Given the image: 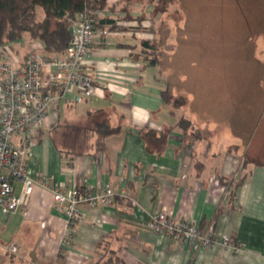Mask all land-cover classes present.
Instances as JSON below:
<instances>
[{
  "label": "crops",
  "instance_id": "obj_1",
  "mask_svg": "<svg viewBox=\"0 0 264 264\" xmlns=\"http://www.w3.org/2000/svg\"><path fill=\"white\" fill-rule=\"evenodd\" d=\"M108 4L116 7L102 17L116 19L117 27L96 28L88 53L96 93L83 102L72 93L50 103L33 136L13 140L26 148L30 176L53 180L65 195L73 186L109 184L113 203L81 205L84 219L68 226L51 193L35 187L25 207L0 211V264H91L105 241L127 264H264V153L250 152L261 116L242 135L245 144L227 139L228 130L220 138L187 137L177 127L183 114L162 99L167 81L138 55L142 12L121 10L117 0ZM11 44L21 57L31 49L26 37ZM97 117L115 130L101 140V151L91 128ZM68 142L81 149H66ZM228 178L230 186L221 180ZM13 185L18 194L20 183ZM158 211L194 223L202 235L224 234L230 245L193 250L155 234L146 222ZM10 244L16 252L7 250Z\"/></svg>",
  "mask_w": 264,
  "mask_h": 264
},
{
  "label": "rangeland",
  "instance_id": "obj_2",
  "mask_svg": "<svg viewBox=\"0 0 264 264\" xmlns=\"http://www.w3.org/2000/svg\"><path fill=\"white\" fill-rule=\"evenodd\" d=\"M150 1L129 9L120 4L142 12L135 26L150 30L139 33L155 46L167 95L183 101L178 109L169 107L191 121L196 138H220L228 130L227 139L243 144L259 114L250 152L264 153V0Z\"/></svg>",
  "mask_w": 264,
  "mask_h": 264
},
{
  "label": "built area",
  "instance_id": "obj_3",
  "mask_svg": "<svg viewBox=\"0 0 264 264\" xmlns=\"http://www.w3.org/2000/svg\"><path fill=\"white\" fill-rule=\"evenodd\" d=\"M93 13H79L71 20V39L61 54L46 56L40 42L31 43V49L22 57L11 43L0 47V211L5 215L25 207L37 186L51 193L56 210L64 215L68 226L84 219L81 205L113 203L115 192L109 184L95 189L73 186L65 195L53 180L30 176L26 148L13 140L14 137L30 139L43 125L50 103L72 93L76 102H83L96 93L98 86L89 73L88 59L97 36ZM102 14L103 11L94 13ZM16 181L20 183L18 194L13 185ZM146 228L187 243L193 250L214 244L230 245L228 236L213 232L202 235L194 223L175 221L162 211L149 215ZM232 245L236 250L237 246ZM7 250L16 252V247L10 244Z\"/></svg>",
  "mask_w": 264,
  "mask_h": 264
},
{
  "label": "trees",
  "instance_id": "obj_4",
  "mask_svg": "<svg viewBox=\"0 0 264 264\" xmlns=\"http://www.w3.org/2000/svg\"><path fill=\"white\" fill-rule=\"evenodd\" d=\"M109 0H0V47L27 38L30 43L40 42L42 44V52L46 56L53 54H61L65 51L70 39L69 32L71 20L79 13L86 11H104L105 9L114 10L116 4L109 5ZM143 0H117L118 3L124 4L126 9H129L134 3H140ZM154 0H151L152 3ZM176 0H164V4L175 2ZM149 2V3H150ZM150 3V4H151ZM40 9L42 16L37 17V10ZM127 11V10H125ZM129 11V10H128ZM127 11V12H128ZM95 29L98 27L110 26L116 29V19L96 16ZM129 28H126L128 30ZM135 31L149 32L150 30L144 27L137 26ZM156 49L153 44L147 40H143L138 51V55L142 57L148 65H156ZM264 56V51L259 52ZM162 99L166 104H173L178 109L182 106L183 101H172L167 95L166 90L162 92ZM98 118V117H97ZM94 119L92 129L98 136L96 143L97 150L101 151L103 145L101 140L104 137L114 133V129L110 128L107 119L104 117ZM92 120V119H91ZM179 127L186 135L194 133L193 126L190 120L185 117H180L177 121ZM189 131V132H188ZM140 137L146 139L147 133L144 130H139ZM195 139L197 134L194 135ZM66 149L78 151L81 148L66 143ZM223 184L230 186L232 178L225 180L221 179ZM100 247V246H99ZM98 247V249H99ZM98 258L91 264H127L116 251L108 248V244L103 243ZM100 251V250H99ZM107 256V258L105 257Z\"/></svg>",
  "mask_w": 264,
  "mask_h": 264
},
{
  "label": "water",
  "instance_id": "obj_5",
  "mask_svg": "<svg viewBox=\"0 0 264 264\" xmlns=\"http://www.w3.org/2000/svg\"><path fill=\"white\" fill-rule=\"evenodd\" d=\"M69 32H70V34H71V33H72V30L70 29Z\"/></svg>",
  "mask_w": 264,
  "mask_h": 264
}]
</instances>
